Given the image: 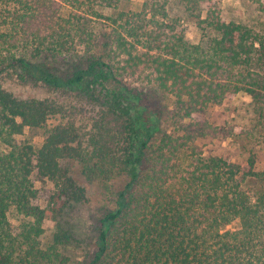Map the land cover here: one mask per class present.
I'll return each mask as SVG.
<instances>
[{
  "label": "trees",
  "instance_id": "16d2710c",
  "mask_svg": "<svg viewBox=\"0 0 264 264\" xmlns=\"http://www.w3.org/2000/svg\"><path fill=\"white\" fill-rule=\"evenodd\" d=\"M171 1L0 7V78L22 70L86 98H18L0 82V264H47L57 255L36 239L45 210L34 180L53 182L60 215L86 201L74 164L112 204L87 264H264V33L226 21L219 0H179L202 34L193 41ZM247 1L264 9V0ZM79 53L71 71L56 67ZM239 94L263 118L259 131L211 121L215 107ZM51 118L58 122L40 148L18 138ZM21 217L37 222L22 235L23 256L12 222Z\"/></svg>",
  "mask_w": 264,
  "mask_h": 264
},
{
  "label": "rangeland",
  "instance_id": "374dc122",
  "mask_svg": "<svg viewBox=\"0 0 264 264\" xmlns=\"http://www.w3.org/2000/svg\"><path fill=\"white\" fill-rule=\"evenodd\" d=\"M4 1L0 0V7H4ZM144 0H131L128 8L138 9ZM223 18L230 21H240L246 23L264 33V9L248 2L247 0H219ZM7 4V3H5ZM170 12L173 16L182 19L183 26L189 39L199 41L202 34L196 24L190 20L179 3V0H172ZM4 28V26L0 27ZM99 29V28H97ZM206 41L208 40L205 38ZM80 53L72 56L61 57L56 67L64 72L71 71L75 65L81 62ZM0 82L5 89L16 95L18 98H58L67 101L81 102L82 97L77 93L65 94L61 91L50 89L39 81H34L27 77L22 70H16L11 75H2ZM131 82V81H129ZM86 102V98L83 100ZM251 97L239 94L230 103H224L215 107L216 109L209 115L211 121L215 123L231 122L235 124L236 131L242 128L255 129L258 124L259 113H255L251 105ZM264 117V116H263ZM58 120L49 119L47 125L40 128L27 127L24 133L19 135V139L30 141L36 148H40L44 143L48 130L56 124ZM257 135V134H256ZM80 166L74 164L72 171L81 185L87 190L86 201L67 204L60 215L53 214L55 205L52 198L55 187L50 180H34V185L38 191L36 204L45 210V219L40 226L42 233L36 237L39 246L43 249L54 248L57 255L47 264H87L94 251V242L100 228V219L112 205L108 200L106 190L96 184L89 183L79 172ZM21 221L13 220L14 231L19 234L18 253L23 256L27 245L22 237L25 230L37 222L32 218L21 217ZM24 224H26L24 226ZM27 226V227H26ZM67 235L62 243L55 242V234Z\"/></svg>",
  "mask_w": 264,
  "mask_h": 264
}]
</instances>
